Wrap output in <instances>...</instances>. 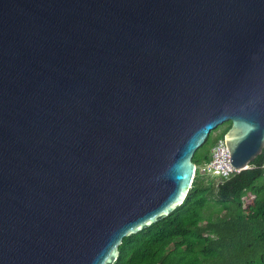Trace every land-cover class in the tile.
Returning a JSON list of instances; mask_svg holds the SVG:
<instances>
[{
	"label": "water",
	"instance_id": "95a60500",
	"mask_svg": "<svg viewBox=\"0 0 264 264\" xmlns=\"http://www.w3.org/2000/svg\"><path fill=\"white\" fill-rule=\"evenodd\" d=\"M228 122L248 170L264 0H0V264H114Z\"/></svg>",
	"mask_w": 264,
	"mask_h": 264
},
{
	"label": "trees",
	"instance_id": "16d2710c",
	"mask_svg": "<svg viewBox=\"0 0 264 264\" xmlns=\"http://www.w3.org/2000/svg\"><path fill=\"white\" fill-rule=\"evenodd\" d=\"M223 125L213 145L211 132L194 154L197 168L210 161V150L231 127ZM114 264H264V149L250 169L228 179L197 170L183 202L123 238Z\"/></svg>",
	"mask_w": 264,
	"mask_h": 264
},
{
	"label": "built area",
	"instance_id": "2783aa9c",
	"mask_svg": "<svg viewBox=\"0 0 264 264\" xmlns=\"http://www.w3.org/2000/svg\"><path fill=\"white\" fill-rule=\"evenodd\" d=\"M201 174L218 180L228 179L231 175L240 171L230 164V154L226 146L224 137L218 139L210 150V161L200 168L196 166Z\"/></svg>",
	"mask_w": 264,
	"mask_h": 264
},
{
	"label": "rangeland",
	"instance_id": "374dc122",
	"mask_svg": "<svg viewBox=\"0 0 264 264\" xmlns=\"http://www.w3.org/2000/svg\"><path fill=\"white\" fill-rule=\"evenodd\" d=\"M225 128L226 125H222L219 126L217 129H215L214 131H212L209 146L213 145L215 139L224 131ZM207 151H208V146L205 149L201 150L200 155L203 156L204 154L207 153ZM249 203H250V198L245 200V204H249Z\"/></svg>",
	"mask_w": 264,
	"mask_h": 264
}]
</instances>
